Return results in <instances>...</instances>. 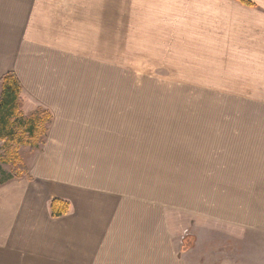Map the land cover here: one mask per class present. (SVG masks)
Masks as SVG:
<instances>
[{"label": "crops", "instance_id": "crops-1", "mask_svg": "<svg viewBox=\"0 0 264 264\" xmlns=\"http://www.w3.org/2000/svg\"><path fill=\"white\" fill-rule=\"evenodd\" d=\"M247 1L0 0V77L17 76L24 115H52L44 142L28 148L29 178L0 185V264H208V253L230 261L235 241L239 264H247L248 252H264V0ZM124 21L128 43L136 38L146 57L191 68V87L207 93V115L193 114L185 126L183 117L175 133L177 184L192 188L181 209L195 215L176 249L167 238L143 243L131 230L105 242L103 225L81 210L72 185L73 171L83 186L100 171L131 172L119 160L152 140L150 132L137 139L135 99H120L110 87L104 94L99 85L105 74L118 75L113 47ZM114 59L106 70L93 62ZM111 132L121 137L111 140ZM58 150L81 157L64 164L63 177L53 158ZM56 197L67 199L70 211L51 217ZM206 226L219 229L223 242ZM187 238L195 248L212 245L207 256L190 258L195 248L185 250Z\"/></svg>", "mask_w": 264, "mask_h": 264}, {"label": "rangeland", "instance_id": "rangeland-1", "mask_svg": "<svg viewBox=\"0 0 264 264\" xmlns=\"http://www.w3.org/2000/svg\"><path fill=\"white\" fill-rule=\"evenodd\" d=\"M126 23L124 21L125 26L120 28L118 44L114 41L113 47V49L119 48L118 56L117 53L114 54V58L118 57L119 59L118 75L109 74L107 76L105 74L99 85L104 94L110 87L114 90V95L118 92V98L120 99H135V132L137 139L142 136L143 132H150L152 133V140L148 139L145 151L137 149L136 153H131L130 156H124L119 160L120 167H130L131 172L111 173L100 171L95 173L98 178L95 179V175H93L92 179L87 180V185L83 186L79 182V173L73 171L72 180H76L77 184L72 185L79 190L76 197L77 203L81 205V210L88 213L92 212L98 218L100 224L103 225L105 242L106 240H112L111 237L117 231L121 234L124 231L131 230L134 236L140 238L143 243L160 245L167 238L169 245L176 249L182 240V230L187 231V234H189L190 228L192 230L191 220L194 219L195 215L190 211L184 212L181 209L184 204L187 205L186 199L191 196L192 188L186 187L185 180L183 186L178 187L177 184L179 173L176 161L179 154L174 149L175 133L177 127L182 125L181 121L185 119L183 117L188 116L185 121L187 124L184 122L182 125L185 126L192 123L190 117L193 114L207 115V106L203 104L207 103V93L194 91L191 87L192 76L187 74L191 73V68L169 66L170 63L171 66L178 63L177 60L159 61L146 57L139 48L141 45L136 43V38L132 43H128L131 38L128 37ZM104 41L106 43V38H104ZM104 55L105 57L110 56L106 52ZM93 62H96L97 65L102 64L104 70H106L110 68L107 63L113 64L116 60L114 59L113 62L107 60ZM91 63L92 61H90ZM81 70L85 77L89 76L86 67H81ZM98 70H100L99 66ZM127 90H130V97ZM131 116L132 112H130ZM145 127L147 128L145 129ZM113 137L121 136L111 132L108 138L112 140ZM162 137H164V141L161 139ZM111 140L108 141L110 145H112ZM1 145L0 151L2 150ZM59 151L54 154L53 158L56 161L55 166L59 168V173L63 177L65 175V171H63L64 164H67L70 158L73 164L81 157H69L63 153L59 154ZM19 152L24 162H29V159L33 157L27 146L19 147ZM175 156L177 157L176 161ZM88 158L91 160V157ZM109 160H112V157H109ZM133 162L135 163L132 164ZM2 168L5 173L10 172L8 165H2ZM86 177L89 176L86 175ZM79 185L82 190H86V194L80 193ZM113 192H116L117 195ZM80 194L86 196L80 199ZM66 201L68 200L66 199ZM69 205H71L70 202ZM90 205H95V210L90 209V212L87 211L86 209ZM95 216H92L91 219H94ZM212 227L206 226L203 228L211 229L212 238L223 242L224 238L220 230L218 229L219 232H216V229ZM201 229L202 227H197L199 232ZM200 238L207 239L209 237L204 235ZM221 242L214 244L215 247L219 244L223 245ZM250 242L253 245L256 244L257 238H252ZM232 243L234 245V241ZM238 244V241H235L234 246L238 247ZM183 246L186 251H190L191 248L194 249L193 238H187L183 242ZM234 246H231V262L221 258L222 254L220 252L215 253L213 255L215 257H211L208 251L212 245H196V248L189 252V257L196 260L200 255L203 257L207 256L208 253V259L205 261L208 264H239L240 255L234 249ZM251 255H256V262ZM245 263L264 264V252H248Z\"/></svg>", "mask_w": 264, "mask_h": 264}, {"label": "trees", "instance_id": "trees-1", "mask_svg": "<svg viewBox=\"0 0 264 264\" xmlns=\"http://www.w3.org/2000/svg\"><path fill=\"white\" fill-rule=\"evenodd\" d=\"M248 2L247 0H239ZM0 185L11 178L26 176L28 167L20 155L19 147L27 146L36 150L45 139L52 115L48 110L37 109L29 116L22 112L23 99L21 85L14 72L9 71L0 77ZM2 165H8L5 173ZM70 211L69 202L62 198L49 201L51 217H59Z\"/></svg>", "mask_w": 264, "mask_h": 264}]
</instances>
